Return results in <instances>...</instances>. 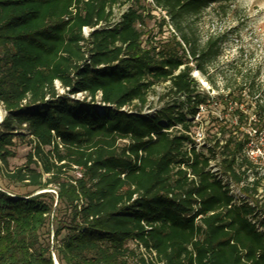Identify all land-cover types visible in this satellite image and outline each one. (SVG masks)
Returning a JSON list of instances; mask_svg holds the SVG:
<instances>
[{"label": "trees", "instance_id": "16d2710c", "mask_svg": "<svg viewBox=\"0 0 264 264\" xmlns=\"http://www.w3.org/2000/svg\"><path fill=\"white\" fill-rule=\"evenodd\" d=\"M212 1L151 0L180 37L161 43L141 0L117 21L120 0H0V264H264L255 210L210 169L220 161L249 198L264 186L245 154L264 143L258 72L222 68L215 98L192 77L217 88L208 67L223 40L186 33ZM19 144L30 151L12 168Z\"/></svg>", "mask_w": 264, "mask_h": 264}, {"label": "rangeland", "instance_id": "374dc122", "mask_svg": "<svg viewBox=\"0 0 264 264\" xmlns=\"http://www.w3.org/2000/svg\"><path fill=\"white\" fill-rule=\"evenodd\" d=\"M120 4L114 9L115 20L117 21L123 12L128 8L126 0H120ZM142 6L149 10L150 18L146 17L147 36L154 38V42H165L174 34L175 28L165 13L156 10L151 0H141ZM162 20L165 21V25ZM186 33L191 40H194L200 47H203L208 39H222L220 54L212 58L208 67V75L211 80L216 82L217 88L208 82L207 77L193 70L192 77L197 81L199 86L207 92L210 97L215 98L219 95H225L222 91L223 81L219 76L222 68L230 66L235 62H242L244 73L249 72L254 75L258 72L257 84L260 86L259 93L255 97L260 100V104H264V0H215L212 1L196 18L189 19ZM161 25V26H160ZM89 32L87 31V37ZM175 35L178 36L177 32ZM166 91V85L158 86L154 93L150 96V109L147 113H153L159 110L164 102L159 99ZM252 101V100H251ZM214 104L209 111H216V100H212ZM208 111V112H209ZM0 112L4 118L5 112L0 107ZM208 112L202 110L201 115H207ZM219 113V111H218ZM221 117L222 113L219 115ZM201 118L196 119V123L201 122ZM206 132L203 126H196L192 129V136H196L197 132ZM247 133L250 131L247 130ZM264 138V132L261 134ZM255 156H259L257 149L264 153V143L257 145L252 144ZM30 151V147L25 144H19L17 147L16 158L10 164L12 168H20L26 163V156ZM256 169L254 173H258L259 177L264 176V159L255 162ZM251 174V173H250ZM249 174V175H250ZM80 177V173H76ZM254 175L250 176L249 182L254 179ZM29 189H19L17 192L21 194L27 193ZM55 192V191H53ZM39 192H36L37 194ZM34 194V195H35ZM53 237V234H52Z\"/></svg>", "mask_w": 264, "mask_h": 264}, {"label": "built area", "instance_id": "2783aa9c", "mask_svg": "<svg viewBox=\"0 0 264 264\" xmlns=\"http://www.w3.org/2000/svg\"><path fill=\"white\" fill-rule=\"evenodd\" d=\"M87 31L90 33L91 30H84V34L86 37ZM77 99H83V96L79 94L77 95ZM197 118H199V116ZM205 138L206 133L204 131L199 133L197 132L196 136H192L194 147L197 151H200L204 147ZM251 146L252 144L247 146V148L245 149L246 156L254 162H257L260 159H264V153L262 152V150L257 149L255 152L259 153V156H255L254 150ZM210 169L211 172L217 176L218 180L221 181L222 184L229 189L230 195L234 198V203H240L244 201L255 210L254 215L251 217V222L253 223V225H255L258 232L264 233V186H260L257 189L254 198H249L243 191L244 184L240 186L236 185L230 176L222 172L220 161L210 162ZM189 177L191 179L193 178V176L191 175H189Z\"/></svg>", "mask_w": 264, "mask_h": 264}, {"label": "water", "instance_id": "95a60500", "mask_svg": "<svg viewBox=\"0 0 264 264\" xmlns=\"http://www.w3.org/2000/svg\"><path fill=\"white\" fill-rule=\"evenodd\" d=\"M3 119H4V118H3V116H2V114H1V112H0V124L2 123ZM40 193H43V192H39V193H37V194H40ZM37 194H35V195H37ZM35 195H33V196H35ZM53 260H54V264H58L55 255H53Z\"/></svg>", "mask_w": 264, "mask_h": 264}]
</instances>
